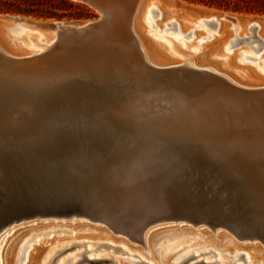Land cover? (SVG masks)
<instances>
[{
  "label": "bare ground",
  "instance_id": "bare-ground-1",
  "mask_svg": "<svg viewBox=\"0 0 264 264\" xmlns=\"http://www.w3.org/2000/svg\"><path fill=\"white\" fill-rule=\"evenodd\" d=\"M93 1L94 9L101 14L99 25L93 27L86 21L43 26L45 31L50 28L53 34L47 45L40 44V47L45 46L44 51L32 55H13L0 45V60L13 63L41 57L51 51L61 38L65 41L66 32L75 37L86 34L82 36H86L85 42L89 45L92 41L103 54L113 53L111 49L116 47L114 55L124 66H141L159 79L176 74L179 77L192 75L207 80L219 90L204 92L183 88L182 102L175 99H128V95H115L113 87L108 86L90 88L81 84L66 91V94L74 96L73 101L54 103L56 108L53 107L52 113L39 121L32 131L11 134L0 131V212L12 216L10 203L14 201L26 207L27 213H31L27 203L35 204L44 212L59 215L62 212L69 215L68 210L75 208L77 212L90 215L93 218L90 220L95 218L94 221H101L116 233L135 241H140L139 233L150 223L171 219L192 224L204 223L212 228L223 227L238 238L255 237L264 242V168H258L256 172L250 170L247 164L248 157L259 161L261 154L242 148L239 151L224 140L227 127L235 123L231 118L234 108L238 105L250 106V98L254 99L256 107L264 101V77H254L246 68H236L223 55L218 58H226L225 61L212 62L208 57L213 58V53L206 54L204 51L193 59L183 56L186 58L183 62L171 63L160 57L148 44H143L135 30V13L141 0H136L130 12L128 28L131 39L125 45L114 46L113 42L110 44L102 40L96 31L109 23L112 17V22L116 20L115 8L121 13L126 7L119 0ZM157 1H147L142 20L146 24L152 18V13L158 11L157 18L161 22L159 25H164V32L170 29L166 26L168 23L178 26L176 36L193 31L192 28L181 27L179 18L192 24L197 20L203 25H216L215 19H222L236 25L237 34L227 44V52H230L239 36H243V41L249 40L245 36L249 30H257L260 38H264V24L260 23L264 22V17L249 18L242 25L241 19L234 14L223 13L217 17L211 13L208 17L198 18L195 14L181 12V8L174 7L166 11L168 17L171 16L168 18ZM176 12L186 15L180 17ZM25 19L28 18L5 16L0 18V25H8L7 20L40 25L39 22ZM204 19L211 20L206 22ZM227 30L219 21L215 32L218 39L210 33L194 31L192 37L198 42L205 38H211V41L215 39L213 43L203 46V50H206L222 41L225 35L228 36ZM38 34L39 38L45 36L41 32ZM16 36L19 37L18 34ZM260 38L258 40L263 47L264 41ZM79 41L81 46L82 41ZM253 50L258 49L254 47ZM263 54L259 55V60H262ZM242 59L254 60L247 54ZM237 72L243 75H237ZM53 99L58 100L57 97ZM232 101L235 104L230 106ZM162 108L164 111L159 110ZM157 111L166 113L160 118L161 122L153 116ZM244 111L248 112V109ZM132 112L154 119L150 122L147 120L146 126L132 128L123 123V120L131 122ZM105 172L106 176L103 175ZM6 199H10L9 202ZM99 232L104 233L103 230ZM181 239L165 242V248L177 246ZM16 247L13 246V257H7L3 252L6 264H13ZM197 247L200 246L193 248ZM193 248L179 250L173 262L182 264L190 254L193 255ZM237 251L232 256L236 261L242 254L247 263L254 261L255 264H264V258L253 259L248 254V251L256 252L258 249L241 247ZM38 257L39 250L31 249L23 262L34 264L38 262ZM58 263L66 264L67 259H61Z\"/></svg>",
  "mask_w": 264,
  "mask_h": 264
},
{
  "label": "rangeland",
  "instance_id": "rangeland-1",
  "mask_svg": "<svg viewBox=\"0 0 264 264\" xmlns=\"http://www.w3.org/2000/svg\"><path fill=\"white\" fill-rule=\"evenodd\" d=\"M69 1L82 7L86 12H81L82 8H80L75 9L74 14L69 17L45 18L0 11V18L17 15L28 18L25 20L40 23L39 25L21 20H7L8 25L4 27L0 25V45L13 55H23L24 53L32 55L33 53L44 51L45 46L40 47V44L47 45L48 40H51V37L53 38L51 29L49 28V31H45L43 26L57 22L82 23L97 21L101 18L100 12L88 4L79 0ZM119 1L124 3L126 10L120 13L115 8L114 12L117 13L115 15L116 20L112 22L114 25L113 29L108 28V32H105L104 29L96 31L100 34L102 40L110 44L113 42L114 46L125 45L127 40L131 39L128 22L131 16L130 12L136 3V0ZM147 1H140L135 13L134 27L143 44L145 46L148 44L160 57L171 63L183 62L186 60L183 56H187V59H193L204 51L206 54L213 53V58L211 56L208 57V60L212 62L225 61L226 58H218L223 55L228 57L236 68H246L251 76L264 77V54L262 60L258 59L259 55L264 52V46H260V41L258 40L260 36L257 30L253 29L249 30L250 32H246L245 36L250 38L246 41L241 39L243 36L238 37L237 35L238 39L232 44L230 52H227L225 50L227 44H230L231 38L234 39L237 34L235 24L222 19H215L216 25L209 23H204L203 25L197 20H194L195 23L192 24L183 18H179L181 27L192 28L195 33H210L214 37L219 21H221V26L223 25L224 29L227 30L229 27V30H227L228 36L225 35L222 41L215 43L210 49L203 50V46L213 43L218 38L215 37L213 41H211V38H205L202 42H198L196 38L192 37L193 31L191 30L182 33L184 36H176L178 26L174 27L171 23L166 25L170 29L164 32L162 31L165 28L164 25H159L161 22L157 18L159 17L158 11L153 12L152 18L144 24L142 13ZM157 2H159L158 4L163 8L165 14L166 11L174 7L175 9L181 8V12L185 11L195 14L194 16L198 18L199 16L208 17V14L211 13L216 14L217 17L220 14L228 13L237 15L241 19L242 25H245L249 18L260 19L264 17V14L218 9L187 0H159ZM118 13L120 16H118ZM175 14L181 15L180 17H185L183 15H186L180 12ZM166 16L168 17L167 14ZM204 20L207 22L211 19ZM260 23L264 24V22ZM196 25H199V27H196ZM23 30L26 32H23ZM39 32L44 33L45 36L39 38ZM66 33L68 34V32ZM17 34L19 37L16 36ZM67 34H65V41L61 38L60 42L51 51L41 57L16 61L17 63H3L0 60V95L3 96L0 97V122L3 125L5 124L4 128L0 129L2 133L25 132L27 130L25 125L28 126L29 124L35 127L39 121H42L47 115L52 113L53 107L56 108V106H53L54 103L60 104L62 101H73L74 96L66 94V91H70L81 84L90 88L113 87L114 94L117 96L128 95V99H148L149 101L153 99L160 101L175 99L178 102H182L181 93L183 88L192 89L193 91L200 89L204 92L219 90L218 87L210 85L207 80L199 77L195 78L192 75H180L179 77L176 74L159 79L141 66L135 64L124 66L114 55L116 47L111 49L113 53L103 54L93 45L92 41H90L91 44L89 43V45L85 42L84 38L86 36L84 38L82 36L86 34L76 37L74 34L69 33L73 37ZM20 37L23 38L21 39ZM78 37L82 38L79 39ZM260 39L264 41V38ZM79 40L82 41L81 46L79 45ZM57 45L58 47H56ZM254 47H257L258 50L254 51ZM244 54L251 56L254 60H243ZM238 73L243 75L242 72H237V75ZM191 95L188 94V96ZM54 97H57L58 100H54ZM261 99L259 100L262 101ZM249 103L251 104L250 106L243 107V105H238L236 109L232 110L231 118L234 119L235 123L233 122L234 124L227 127L228 130L224 133V136H226L224 140L239 151L242 148V150L260 153L261 158L259 161L261 163L252 157L251 159L247 158L249 169L257 172L264 168V101L259 103V107L254 106L253 98H250ZM232 104H235V102L232 101L230 106ZM228 105H226V108ZM245 108L248 109V112L244 111ZM159 110L164 111V108ZM165 114L157 111L153 116L160 120ZM130 117L131 122L123 120V123L132 128L146 126L147 120L150 122L152 118L154 119V117L143 116L137 112H132ZM105 174L106 172L103 173V175ZM262 180L264 181V176H262ZM10 204L15 209L19 207L21 210L27 211L26 207L18 201ZM170 220H158V223L157 221L154 224L150 223L149 227H145L139 233L140 241L130 240L126 235L116 233L101 221L90 220L85 216L76 214L67 217L36 216L14 221L0 228V264H6L5 256L11 255L13 257L12 250L15 245L17 250L15 255L13 254V264H24L25 259L23 258L31 249L33 251L39 250V260L37 259L38 262H34V264H61L58 263L61 259H67L66 264H133L134 262L135 264H175L173 259L179 250L195 246L200 247L193 248V252H191L193 255L190 254L188 259L182 264H194L199 261L200 263L197 264H255L254 261L247 263L244 255L241 256L242 254L239 255L237 261L232 257L238 252L237 249L239 250L241 247L258 249L256 252L248 251V254L253 259L264 258V242L261 239L255 237L238 238L226 228H211L204 223L192 224L188 221L185 222V220L184 222L183 220H171L172 222ZM99 230H103L104 233L99 232ZM177 238H182L180 244L169 249L165 248L166 243ZM146 239L148 241L149 239L151 240L150 244ZM147 244L148 246H146ZM224 253L228 254V256L224 255ZM87 259H99L100 261L88 262Z\"/></svg>",
  "mask_w": 264,
  "mask_h": 264
},
{
  "label": "trees",
  "instance_id": "trees-1",
  "mask_svg": "<svg viewBox=\"0 0 264 264\" xmlns=\"http://www.w3.org/2000/svg\"><path fill=\"white\" fill-rule=\"evenodd\" d=\"M218 9L264 14V0H187ZM82 7L69 0H0V11L16 12L45 18L72 16ZM81 12H86L82 8Z\"/></svg>",
  "mask_w": 264,
  "mask_h": 264
},
{
  "label": "water",
  "instance_id": "water-1",
  "mask_svg": "<svg viewBox=\"0 0 264 264\" xmlns=\"http://www.w3.org/2000/svg\"><path fill=\"white\" fill-rule=\"evenodd\" d=\"M79 1H82V2H84L86 4H88L91 7H93V5L95 6V3H94L93 0H79ZM114 13L116 14L117 12H114ZM115 14H113V15H115ZM99 19L97 21H88V24L89 25H93V27H95V25H99V23H100L99 22ZM112 19H113V17L110 19V22L111 23L110 22L109 23H105L104 25H102L103 27H100V29H104L105 32L106 31L107 32L109 31V30H107L108 28L109 29L110 28L113 29V26L114 25H112V21H111ZM17 62H13V63H17ZM3 63H9V62H3ZM4 125H3L2 122H0V129L4 128L3 127ZM25 126H26L25 128L27 129L26 131H29L30 132V131H32L34 129V127H33L32 124H29L28 126L25 125ZM15 133H17V132H15ZM6 200H7V202H9L10 199H6ZM27 206L29 208H31V213H27V212L21 210V208H19V207H16V209H15V207H13V206H11V208H10V211L12 213V216H10V215L9 216H6V215H4V213L0 212V228L1 227H4L5 225H7V224H9L11 222H14V221H17V220H20V219L25 220V219H29V218L36 217V216L37 217H46V216H64V217H67V216H69L71 214H76V215H83V216H86L88 218L93 219L90 215L86 214L85 212H77L75 208H71V209L68 210L69 215L63 214V212L62 213L59 212V213H61L59 215L58 213L50 214L48 212H44L41 209H39L37 206H35V204H32V203H27ZM94 220H95V218H94ZM194 257H196V256H194ZM87 261L90 262L91 260L88 259ZM197 263H200V261L197 262ZM197 263H194V264H197ZM203 264H206V263H203Z\"/></svg>",
  "mask_w": 264,
  "mask_h": 264
},
{
  "label": "flooded vegetation",
  "instance_id": "flooded-vegetation-1",
  "mask_svg": "<svg viewBox=\"0 0 264 264\" xmlns=\"http://www.w3.org/2000/svg\"><path fill=\"white\" fill-rule=\"evenodd\" d=\"M88 260V259H87ZM89 260H91V261H100L99 259H89ZM90 261V262H91Z\"/></svg>",
  "mask_w": 264,
  "mask_h": 264
}]
</instances>
